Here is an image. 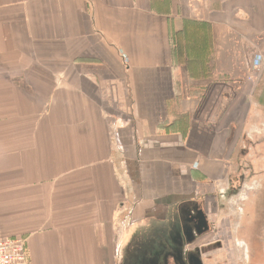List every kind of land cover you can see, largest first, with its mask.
Instances as JSON below:
<instances>
[{
    "label": "crops",
    "instance_id": "crops-1",
    "mask_svg": "<svg viewBox=\"0 0 264 264\" xmlns=\"http://www.w3.org/2000/svg\"><path fill=\"white\" fill-rule=\"evenodd\" d=\"M248 158L264 0H0V232L30 264H174Z\"/></svg>",
    "mask_w": 264,
    "mask_h": 264
},
{
    "label": "rangeland",
    "instance_id": "rangeland-1",
    "mask_svg": "<svg viewBox=\"0 0 264 264\" xmlns=\"http://www.w3.org/2000/svg\"><path fill=\"white\" fill-rule=\"evenodd\" d=\"M249 162L250 161L248 158L245 163L247 164V168H244L245 171H232L231 184L228 187L230 194H228V199L226 201V212H222L219 217H211L212 221L216 223V230L212 228L210 231H207L206 233H204V235H201L199 238L196 237L194 239V242H190V244L188 243V249L190 252L188 256H190L194 252L193 250H197L196 254H198L205 261L206 264H238L239 262V264L257 263V256L256 258L252 259L248 250L254 251V249H256V246H260L259 239L257 240L256 238L254 240V237H252L251 239V234H249V237L247 236L248 238H246L244 234L245 231H243L242 228L241 236H244L243 239H245L246 242H238L236 241L235 237V227L240 219H242V223L244 224H251L252 221L255 222L256 220V216L252 217L251 215L246 214V210H248V207H250V205H248L246 209L245 206L243 207L242 201H240L239 199L240 194L242 193H246L245 195H248L247 192L249 194H253L254 186L258 184H256V182H260V180H262V176H264L263 169L262 171L256 172V174L254 175L255 177L253 178V168L250 169L251 171H247L248 167H251V165H249ZM242 174L248 176L246 177L247 180H245L246 182L243 185L241 184V182H239V177ZM259 188L260 190L258 193V198L264 199V182L262 184H259ZM236 189H238V192L236 191ZM246 199L248 198H245V200ZM262 205L264 208V200L262 202ZM241 208L245 209V213L240 210ZM236 212H238L237 215ZM236 217H239L238 220ZM244 224H242L243 228ZM218 241L225 244L227 246V250L211 247L210 249L203 251L201 248V245L203 244H209L210 246H213L212 244H215V242ZM241 256L242 260H240Z\"/></svg>",
    "mask_w": 264,
    "mask_h": 264
},
{
    "label": "flooded vegetation",
    "instance_id": "flooded-vegetation-1",
    "mask_svg": "<svg viewBox=\"0 0 264 264\" xmlns=\"http://www.w3.org/2000/svg\"><path fill=\"white\" fill-rule=\"evenodd\" d=\"M256 174V172H252V176L253 178L255 177L254 175ZM245 177H248L246 175H244ZM245 182H241V184L243 185ZM258 183V184H257ZM256 186H254V190L253 193L254 194H258L259 193V182H256ZM238 189H236L237 191ZM238 192V191H237ZM236 192V193H237ZM230 194L229 189H227V195ZM258 203H256L255 207H254V211H255V215L256 216V220L255 222H253V228H252V233L253 235L251 236L254 237L253 239L255 240L257 238V240L259 239L260 242V246H256V249H254V251H249L250 252V256L252 257V259L256 258L257 256V263L255 264H264V208L262 205L263 202V198H258ZM240 199V198H239ZM245 199V198H244ZM241 201V199H240ZM243 202V201H242ZM226 209V208H225ZM201 209H198L196 214L188 217L185 224H184V240L190 244V242H194V239L196 237H200L201 235H204V233H206L207 231H210L212 228L214 230H216V223L214 221H212L210 218H208L206 216L207 222H208V226L209 228L207 230H204L202 233H198L197 232V226L199 224V220L196 219V216L199 214ZM241 211H243L244 209L241 208ZM244 213V212H243ZM248 214V213H246ZM243 224V223H241ZM241 228L243 229V231H245V229L242 227V225L239 224V228H238V233H241ZM182 238H179V241H181ZM213 246H210L209 244H203L201 245V248L203 251H206L208 249H210L211 247L213 248H221L224 250H227V246L221 242H215V244H212ZM242 247V246H241ZM254 248V247H252ZM183 248H178V251H176V262L174 264H206L205 261L198 255L196 254L197 250H193L194 252L188 256L189 249H188V245L186 247V249H184V251L182 250ZM182 250V252H181ZM242 256L240 257V260ZM253 262V260H252ZM240 263V262H239ZM238 263V264H239ZM166 264V263H163Z\"/></svg>",
    "mask_w": 264,
    "mask_h": 264
},
{
    "label": "built area",
    "instance_id": "built-area-1",
    "mask_svg": "<svg viewBox=\"0 0 264 264\" xmlns=\"http://www.w3.org/2000/svg\"><path fill=\"white\" fill-rule=\"evenodd\" d=\"M0 264H30L27 241L22 237H5L0 232Z\"/></svg>",
    "mask_w": 264,
    "mask_h": 264
},
{
    "label": "water",
    "instance_id": "water-1",
    "mask_svg": "<svg viewBox=\"0 0 264 264\" xmlns=\"http://www.w3.org/2000/svg\"><path fill=\"white\" fill-rule=\"evenodd\" d=\"M196 219L199 220V224L197 226L198 233H202L204 230L209 228L206 216L202 210H200L199 214L196 216Z\"/></svg>",
    "mask_w": 264,
    "mask_h": 264
},
{
    "label": "bare ground",
    "instance_id": "bare-ground-1",
    "mask_svg": "<svg viewBox=\"0 0 264 264\" xmlns=\"http://www.w3.org/2000/svg\"><path fill=\"white\" fill-rule=\"evenodd\" d=\"M160 231V230H159Z\"/></svg>",
    "mask_w": 264,
    "mask_h": 264
}]
</instances>
